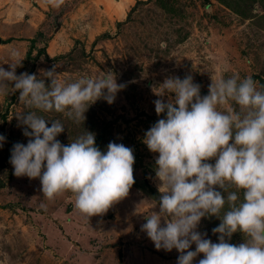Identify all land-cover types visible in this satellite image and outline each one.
Here are the masks:
<instances>
[{
    "label": "rangeland",
    "instance_id": "1",
    "mask_svg": "<svg viewBox=\"0 0 264 264\" xmlns=\"http://www.w3.org/2000/svg\"><path fill=\"white\" fill-rule=\"evenodd\" d=\"M34 1L44 8L46 22L30 29L26 38L0 26V66L9 70L15 51L23 60L17 75L30 73L24 64L30 40L43 32L49 41L34 50L37 54L45 48L47 53L32 72L38 78L54 65L62 82L115 74L126 87L114 103L92 105L84 122L55 112L42 115L61 119L66 128L57 139L62 144L88 131L103 137L98 146L102 152L110 142L132 148L135 183L107 213L89 218L75 207L71 192L48 200L39 179L15 176L0 189V264H178L177 250H157L141 230L145 214L159 212L161 195L155 173L158 153L143 142L145 133L166 118L157 115L154 101H168L170 94L162 87L167 78L188 75L201 86V96L209 94L212 79L234 75L251 77L264 91V0H64L59 8L48 0ZM28 110L18 91L0 99V135L5 137L0 176L13 168L10 157L3 162L8 151L16 143H28L15 117ZM146 183L152 186L149 192ZM220 223L217 217H205L198 231L219 243L212 230ZM227 242L239 245L245 236L237 232ZM200 259L203 254L193 264Z\"/></svg>",
    "mask_w": 264,
    "mask_h": 264
},
{
    "label": "clouds",
    "instance_id": "2",
    "mask_svg": "<svg viewBox=\"0 0 264 264\" xmlns=\"http://www.w3.org/2000/svg\"><path fill=\"white\" fill-rule=\"evenodd\" d=\"M48 3L59 8L64 0ZM12 55L9 70L0 66V99L18 91L20 104L29 109L15 115L29 139L12 148L14 174L39 179L48 200L71 192L86 217L107 213L135 183L133 149L110 142L102 152L96 135L88 131L62 144L57 138L65 131L63 122L42 113H60L80 124L92 105L114 103L126 85L111 71L62 82L55 65L42 71L43 78L17 75L23 60L15 51ZM212 80L209 94L201 96L191 75L167 78L162 87L170 94L168 101H154L157 115L166 118L145 133L143 142L158 153L155 173L161 195L159 212L145 214L141 230L157 250H177L178 264H193L201 254L199 264H264V91L251 77ZM4 141L0 135V147ZM205 217L221 220L212 230L219 243L198 231ZM237 232L245 242H227Z\"/></svg>",
    "mask_w": 264,
    "mask_h": 264
},
{
    "label": "crops",
    "instance_id": "3",
    "mask_svg": "<svg viewBox=\"0 0 264 264\" xmlns=\"http://www.w3.org/2000/svg\"><path fill=\"white\" fill-rule=\"evenodd\" d=\"M43 9L41 4H37L34 0H0V26L16 35L17 33L20 34V38H26L25 34L30 29L32 31V28L41 26L46 22ZM0 42L2 43L1 38Z\"/></svg>",
    "mask_w": 264,
    "mask_h": 264
},
{
    "label": "trees",
    "instance_id": "4",
    "mask_svg": "<svg viewBox=\"0 0 264 264\" xmlns=\"http://www.w3.org/2000/svg\"><path fill=\"white\" fill-rule=\"evenodd\" d=\"M138 4H146V2L144 1H138ZM119 25H121L122 23H118ZM49 41V38L44 35L43 32H39L38 35H36L33 39L30 40L31 46L27 52L26 55V62L24 61L25 66L28 68L29 72L32 74V72L34 71V69L37 66L38 61L41 59V57L43 55H47L46 53V49L43 48L41 49L37 54H34V50H36L37 48V44L38 43H42L45 42L47 43ZM264 82V81H263ZM103 137L100 136L98 138H96V145L100 146V142L102 141ZM11 151H8V155L7 157L3 160V162L6 159H9L8 157L11 156ZM3 166V165H2ZM4 176H0V189L6 187L8 184L11 183V181L14 179V177L16 176L14 174V169H10L7 173H3ZM145 186L147 187V192H149V190L152 189V186L148 183L145 184ZM157 191L155 190L153 192V198L157 196ZM159 200V199H158Z\"/></svg>",
    "mask_w": 264,
    "mask_h": 264
},
{
    "label": "water",
    "instance_id": "5",
    "mask_svg": "<svg viewBox=\"0 0 264 264\" xmlns=\"http://www.w3.org/2000/svg\"><path fill=\"white\" fill-rule=\"evenodd\" d=\"M58 26H60V25L58 24Z\"/></svg>",
    "mask_w": 264,
    "mask_h": 264
}]
</instances>
